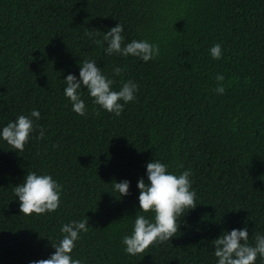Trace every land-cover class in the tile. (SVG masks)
Listing matches in <instances>:
<instances>
[{"label": "trees", "instance_id": "1", "mask_svg": "<svg viewBox=\"0 0 264 264\" xmlns=\"http://www.w3.org/2000/svg\"><path fill=\"white\" fill-rule=\"evenodd\" d=\"M118 22L124 43H156L158 56L105 55L103 34ZM85 59L114 89L138 85L120 116L83 89L87 114L71 110L63 79ZM32 109L40 119L24 151L0 141V264L48 258L71 220L88 219L73 250L81 264H215L223 230L247 226L249 243L264 233V0H0V126ZM154 159L190 170L197 204L170 241L128 255L121 241L135 215H153L137 213L136 184ZM28 172L62 186L55 211L20 213L13 188ZM125 179L119 198L113 183Z\"/></svg>", "mask_w": 264, "mask_h": 264}, {"label": "clouds", "instance_id": "2", "mask_svg": "<svg viewBox=\"0 0 264 264\" xmlns=\"http://www.w3.org/2000/svg\"><path fill=\"white\" fill-rule=\"evenodd\" d=\"M123 25L118 22L103 34L102 42L104 54L111 56L118 54L123 57H135L143 62L155 59L159 54L156 43L148 40L133 39L124 43L122 35ZM101 43V41H97ZM213 59L219 60L223 55L221 43H215L209 49ZM79 64L78 77L68 73L63 79V95L69 100L71 110L80 116L87 114L82 89L87 91L92 103L100 109L120 116L124 106L134 102L138 85L131 80L124 81L117 89L113 88L114 80L98 67L95 59H85ZM122 69L114 67L112 72L119 75ZM225 79L223 74H217V87L214 91L223 94L225 89L221 83ZM40 112L32 109L29 115L20 114L15 120L0 126V141L10 145L9 149L23 152L25 145L31 139V134L38 125ZM44 137V130L40 128L39 138ZM56 147L55 144L52 145ZM145 176L137 180L138 205L137 213H152L149 219L144 214H136L130 234L122 237L124 252L137 255L149 248L150 245L170 241L181 227V217L196 206V191L192 187L191 172L184 170L178 174L169 171V166L158 159L147 162ZM130 181L121 180L113 183V191L119 198L128 195ZM15 198L19 201L20 213L25 215L45 214L60 207L62 186L52 175L47 173L28 172L22 183L14 186ZM88 219L71 220L63 223L59 229L62 238L52 243V252L46 259L30 261L29 264H81L73 256L81 233L88 231ZM215 264H256L259 257L264 262V233H256L253 243H249L247 226L223 230L212 241Z\"/></svg>", "mask_w": 264, "mask_h": 264}]
</instances>
